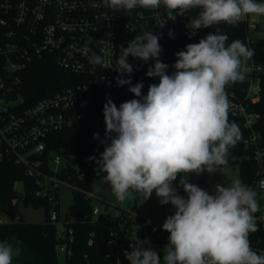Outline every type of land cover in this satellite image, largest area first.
Here are the masks:
<instances>
[{
    "label": "clouds",
    "instance_id": "obj_1",
    "mask_svg": "<svg viewBox=\"0 0 264 264\" xmlns=\"http://www.w3.org/2000/svg\"><path fill=\"white\" fill-rule=\"evenodd\" d=\"M103 7L131 13L137 7L166 10L174 22L177 10L199 8L197 18L186 25L191 36L198 30L224 22L237 24L241 18L264 16V3L257 0H100ZM166 21L165 24L168 22ZM110 35V34H109ZM169 37L173 33L169 32ZM160 35L144 30L121 46L114 70L117 86L131 85L133 66L128 57L147 63L146 72L159 77L142 95V82L129 87L137 99L116 106L110 99L103 105L105 144L94 160L96 174H104L118 201L142 193L141 204L153 192L161 205L171 204L176 211L168 216L162 230L169 233L163 264H264V255L251 247L250 233L258 231L255 213L260 210L257 192L235 179L230 186L217 184L213 193L188 182V175L216 172L227 163L229 149L242 137L239 126L229 122L230 101L226 86L243 81L242 63L254 50L241 40L226 44L228 36L216 30L198 43L177 52L169 75V65L160 61ZM89 62L104 64L103 55L93 53ZM99 139V133L93 134ZM110 140V143L108 141ZM181 173L180 185L187 198L178 194L173 182ZM150 223V221H149ZM138 227L127 238L131 251L124 253L130 264H161L150 241L140 240ZM19 243V242H17ZM21 249L0 242V264H13Z\"/></svg>",
    "mask_w": 264,
    "mask_h": 264
},
{
    "label": "built area",
    "instance_id": "obj_2",
    "mask_svg": "<svg viewBox=\"0 0 264 264\" xmlns=\"http://www.w3.org/2000/svg\"><path fill=\"white\" fill-rule=\"evenodd\" d=\"M199 12V8L177 10L174 12L176 20L172 22L168 21L163 7H137L127 13L105 8L100 0H0V162L21 164L25 174L35 182V195L46 197L51 204L49 218L55 222L60 240L56 245L58 257L72 253L70 243L74 232L69 223L73 219L67 220L65 214L60 216L56 208L59 206V187L67 185L72 189V184L62 177L68 172L71 158L63 150H51L45 157L49 135L72 127L105 129L103 105L106 99L110 98L117 107L135 99L128 91L129 87L134 86L154 64L152 60L145 63L129 56L128 62L134 68L132 84L117 86L115 78L119 74L114 68L121 46L127 47L128 42L144 30L160 35L159 41L183 39L198 43L210 27L191 36L186 25L197 18ZM241 20L245 24V43L252 49L258 39H264V33L255 17L248 15ZM169 32L173 33L172 38ZM163 45L160 44L161 48ZM93 53L103 55V65L94 66L89 62ZM45 56L60 68L76 74L79 80L26 105L22 97V73L33 59ZM159 59L169 65V72L172 68L170 55L162 49ZM241 68L245 72V79L240 81L246 84L245 93L241 99L230 92L229 112L242 119L247 131L244 142L248 151L256 155L257 187L264 179V147L260 145L261 134L254 127L257 113L248 102L256 101L260 96L261 66L253 56L242 63ZM173 187L185 197L180 181L173 183ZM259 193L260 210L254 215L264 226V206ZM167 209L171 214L176 211L170 203ZM126 210L111 209L109 205L107 208L94 206L92 210L93 218L102 215L116 221L102 237L107 264L129 262L124 255L131 244L127 238L130 233ZM93 237L94 232H90L88 244L93 243Z\"/></svg>",
    "mask_w": 264,
    "mask_h": 264
},
{
    "label": "trees",
    "instance_id": "obj_3",
    "mask_svg": "<svg viewBox=\"0 0 264 264\" xmlns=\"http://www.w3.org/2000/svg\"><path fill=\"white\" fill-rule=\"evenodd\" d=\"M216 30L228 36L226 44H230L234 40H241L245 43V24L242 20L235 25L224 22L215 24L210 27L203 38ZM159 43L164 44L162 49L170 55L172 66L177 59L175 54L185 50L186 45L190 44L183 39L174 42L161 40ZM252 49L255 53L256 63L261 66L259 73L260 96L256 101H249L248 104L257 113L254 127L260 132V145L264 147V39H258L252 45ZM174 71L175 69L172 67L167 73L171 75ZM78 80L76 74L60 68L48 56L35 58L22 73L21 88L24 103L26 105L32 104L39 98L70 86ZM138 82L143 83L142 95H146L149 85L159 83V77L150 78L145 74L139 77ZM245 89L246 84L243 82L227 85L228 99H230V92H234L236 98L242 99ZM228 119L229 122H235L239 126L242 137L235 147L229 149L227 163L237 162L239 164L242 182L255 190L257 198H260V193L256 187V180L258 179L256 168L251 166L248 158L244 155L249 147L244 142L247 131L243 128V121L239 117L232 116L230 112H228ZM94 133H99V139L94 138ZM105 135V129L88 130L72 127L50 134L46 141L45 157L51 150H63V153L71 158L68 163V172L62 174V177L72 184L73 202L65 213V217L67 220L73 219L69 225L73 228L74 233L70 243L72 253L63 257L62 260H59L56 254V245L60 240L57 237V226L49 218L51 204L46 197L35 195L34 191L37 188L35 182L32 177L25 174L21 164L8 161L0 162V242L7 241L21 249L20 255L14 257L13 264H107L108 259L105 257L102 237L116 221L112 217L104 218L102 215L93 218L94 206L91 204L92 195H90L93 180L104 177V174L97 175V165L94 160L89 159V157H96L97 159L100 157L105 148V144L100 141L105 139ZM79 173L82 174L81 177L78 176ZM183 174L181 173L177 180ZM18 181L23 183V190L19 192L20 195L15 188ZM17 196L22 199L24 204H29L34 208H43L46 214L45 218L41 221H26L19 215L17 220L8 219L3 210L7 209L8 206H12L16 210L14 202ZM107 207L108 204L105 203L103 208ZM56 208L59 209V206ZM76 210H78L79 215H76ZM126 217L130 235L138 227L139 239L145 240L147 238L150 241L146 247L150 246L152 250L158 253L162 264L165 253L161 244L168 243V232L162 230L150 219L129 210H126ZM256 224L258 231L250 233L249 240L252 249L258 254L264 255V226L257 219ZM90 232H94L92 244H88ZM128 251H131L130 246Z\"/></svg>",
    "mask_w": 264,
    "mask_h": 264
},
{
    "label": "rangeland",
    "instance_id": "obj_4",
    "mask_svg": "<svg viewBox=\"0 0 264 264\" xmlns=\"http://www.w3.org/2000/svg\"><path fill=\"white\" fill-rule=\"evenodd\" d=\"M258 3H263V1L259 0ZM249 17H255L257 19L260 31L264 33V16L251 14L249 15ZM185 175L186 174H183L181 178H184ZM180 179L174 181L173 183L180 181ZM235 179H240L242 181L239 173V164L237 162L220 165L217 167L216 172L211 174L204 172L199 175L195 173H190L188 175L189 183L197 185L198 187L208 191L210 194L213 193L217 184L230 186L231 182ZM15 188L18 192H22L23 183L21 181L16 182ZM91 195V204L93 206L104 207L105 203H107L111 207V209L129 207L132 211L136 212L140 216L146 217L155 222V224L160 226L161 229L166 218L172 215L167 209L168 204L161 205L159 202V198L156 196L155 192H153L152 196L142 204V193H133L132 196H130L125 201H118L112 192L110 184L105 181L104 177L95 178L93 180ZM261 196V204L264 206V191H261ZM185 198H187V193H185ZM72 202V189L70 188V186L61 185L59 187L60 216H63L69 210V206L72 204ZM14 203L18 214L21 215L26 221H41L46 216L43 208H34L29 204H24L19 196L16 197ZM167 245V242L161 244L163 251ZM62 259L63 257H59V260Z\"/></svg>",
    "mask_w": 264,
    "mask_h": 264
},
{
    "label": "water",
    "instance_id": "obj_5",
    "mask_svg": "<svg viewBox=\"0 0 264 264\" xmlns=\"http://www.w3.org/2000/svg\"><path fill=\"white\" fill-rule=\"evenodd\" d=\"M252 167H255L257 164V159H256V155L253 151H246L244 154ZM257 189L258 191H264V179L262 181H260L257 185ZM3 213L11 220H17L19 218V214L18 212L12 207V206H8L7 209L3 210ZM76 215H79L78 210H76Z\"/></svg>",
    "mask_w": 264,
    "mask_h": 264
},
{
    "label": "crops",
    "instance_id": "obj_6",
    "mask_svg": "<svg viewBox=\"0 0 264 264\" xmlns=\"http://www.w3.org/2000/svg\"><path fill=\"white\" fill-rule=\"evenodd\" d=\"M125 209H127V210L131 211L132 213H135V214H137L136 212L132 211V210H131L129 207H128V208H125Z\"/></svg>",
    "mask_w": 264,
    "mask_h": 264
}]
</instances>
